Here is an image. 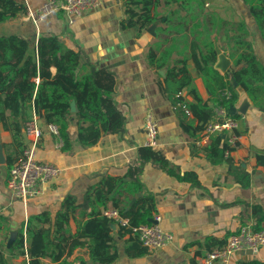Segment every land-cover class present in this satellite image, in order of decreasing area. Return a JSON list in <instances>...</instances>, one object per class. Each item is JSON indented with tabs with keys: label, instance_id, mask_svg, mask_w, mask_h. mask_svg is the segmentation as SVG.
Instances as JSON below:
<instances>
[{
	"label": "crops",
	"instance_id": "0c3cea01",
	"mask_svg": "<svg viewBox=\"0 0 264 264\" xmlns=\"http://www.w3.org/2000/svg\"><path fill=\"white\" fill-rule=\"evenodd\" d=\"M12 1L24 6L26 14L16 21L0 24V36L20 35L26 38L29 53L33 56L36 55L41 36H57L65 46L81 53L82 64L90 63L112 73L116 78L115 100L125 117V127L121 134H104L97 144L83 146L77 138L76 106L68 129L73 148L64 152L59 138L42 123L43 135L37 159L57 165L62 174L44 183L39 194L24 206L12 197L7 188V161L11 151H7L4 145L12 144L13 139L0 123V145L6 158V163L0 165V243L4 242L7 246L13 232L25 231L31 216L47 212L54 219L68 196H73L77 205H86L88 197L97 201L93 191L102 181L125 178L139 157V148L145 146V119L148 113L153 114L158 125V141L153 150L163 155L167 166L163 168L151 162L145 164L140 174L142 191L135 196L122 192L120 199L130 197L126 207L129 210L139 198L151 196L156 206L152 220L155 222L159 218L157 223L174 236V242L157 251L133 257L129 251L136 250L130 236H119L120 227L112 223L119 255L112 264H200L209 252L223 247L241 226L255 227L257 218L254 210L264 212V164L258 161L259 157L264 156L262 108L254 106L240 90L236 107L239 108L244 101H248L249 107L246 114H239L241 138L238 148L232 151L228 159L223 156L222 161L214 163L204 151L209 143L195 145L200 131L195 135L193 131L186 133L171 100L162 91L167 68L178 56L174 55L161 70L153 66L149 59L150 51L158 49V44L165 38L164 35L158 36V24L154 34L148 32L149 28L142 32L135 28L123 30L125 1L102 0L96 9L77 18L73 24L63 13H56L35 25L27 19V13L38 11L48 0ZM163 21L165 17L160 16L158 23ZM165 47L163 45L161 51L158 50V57ZM188 69L200 97L211 105V95L202 78L197 76L191 60ZM52 73H56L55 68H52ZM180 95L187 105L195 101L190 88L184 89ZM185 109L186 121H192L197 128L199 122L188 106ZM115 191L117 189L112 196ZM95 209L102 214L114 210L106 209L97 202L88 209L79 208L70 221L73 234L79 232L88 220L87 214ZM82 214L86 218L81 219ZM261 227L264 228V222ZM6 257L11 264L28 263L29 259L27 256H11L8 246ZM75 257H83L88 264H93L85 250L76 251L71 260L74 261ZM252 260L264 262V247L253 256L234 254L227 264ZM41 263L58 264L47 256L41 259Z\"/></svg>",
	"mask_w": 264,
	"mask_h": 264
},
{
	"label": "trees",
	"instance_id": "16d2710c",
	"mask_svg": "<svg viewBox=\"0 0 264 264\" xmlns=\"http://www.w3.org/2000/svg\"><path fill=\"white\" fill-rule=\"evenodd\" d=\"M124 1L126 18L122 22L123 30L135 28L142 32L158 24V36H165L158 49L150 51L149 59L153 66L161 70L174 55L178 56L167 68L162 91L171 100L186 133L193 131L195 135L202 131L203 125L213 117L214 108L223 107L228 112L231 106H236L240 90L254 106L264 110V0H238L247 8L253 20V30L244 19L233 23L223 19L215 10L208 9L216 0ZM161 5L168 11L164 16L165 21L158 23ZM24 14V6L12 0H0V24L16 21ZM222 36L226 37L231 49L221 45ZM215 43L232 61L231 72L238 87L234 86L229 74H222L215 68L218 60ZM163 45L166 46L165 50L158 57V50L161 51ZM36 50L35 56L30 55L29 43L20 35L0 36V123L13 139L12 144L4 145L7 151H11L7 161L9 172L26 148L22 134L33 113L41 118L44 125L59 127L64 152L73 148L68 133L74 116L71 111L73 103L77 106V138L83 146L97 144L104 134H121L125 127V117L115 100L116 78L112 73L90 63L82 64L81 53L65 46L57 36H41ZM190 60L211 95V105L202 100L193 85L194 77L188 69ZM52 68L56 69L55 74ZM186 88H190L195 100L189 105L180 95ZM187 106L199 122L197 128L192 121H186ZM230 117L241 118L240 115ZM227 149L226 138L220 135L214 137L204 151L211 161L217 163L223 160ZM258 161L264 164V156L259 157ZM150 162L163 168L167 166L160 152L143 146L139 148V157L125 178L105 179L93 191L97 201L88 197L86 205H77L76 199L68 196L54 219L47 212L31 216L26 230L15 231L8 239L11 256H27L28 263L23 264H42L41 259L45 256L58 264H88L83 257L71 260L76 251L85 250L93 264L114 263L119 255L113 236V221L95 209L87 214L88 220L79 232L73 234L70 230L71 218L79 208L84 207L85 210L97 202L106 209L118 210L129 219L131 226L150 225L156 211L151 196L139 198L129 210L126 207L130 197L120 199L122 192L135 196L142 191L140 174L143 166ZM115 189L117 191L112 196ZM254 215L257 221L253 229L264 230L261 227L264 212L255 209ZM84 218L86 216L82 214L81 219ZM118 234L130 236L136 250L129 251L133 257L148 252L130 231L120 228ZM7 246L4 242L0 243V264H11L6 257ZM238 264L264 262L252 260Z\"/></svg>",
	"mask_w": 264,
	"mask_h": 264
},
{
	"label": "built area",
	"instance_id": "2783aa9c",
	"mask_svg": "<svg viewBox=\"0 0 264 264\" xmlns=\"http://www.w3.org/2000/svg\"><path fill=\"white\" fill-rule=\"evenodd\" d=\"M102 0H48L38 11L28 12L27 19L35 25L44 21L49 15L63 13L70 24L77 18L96 9ZM227 93V92H226ZM41 118L33 113L24 127L28 145L23 150L21 158L10 170L7 177V188L13 198L21 201L27 206L30 200L37 196L41 186L58 178L62 170L54 164L41 162L37 159L39 143L43 135ZM47 130L59 138V127L54 124L46 125ZM241 122L228 115L223 107L214 108V115L203 125L195 145L209 143L214 137L225 135L229 149L224 153L225 158H229L232 151L238 148L241 138ZM145 147L154 148L158 141V125L152 113H148L145 119ZM60 140V138H59ZM0 209V215H1ZM103 216L113 221L120 228L130 231L137 236L141 245L148 251L154 252L162 249L174 242V236L164 231L156 218L150 225L131 226L129 219L121 215L118 210L105 211ZM264 247V230L255 231L251 225L241 226L236 233L231 235L226 244L212 250L200 261V264H227L230 257L242 251H252L257 254L260 248Z\"/></svg>",
	"mask_w": 264,
	"mask_h": 264
},
{
	"label": "water",
	"instance_id": "95a60500",
	"mask_svg": "<svg viewBox=\"0 0 264 264\" xmlns=\"http://www.w3.org/2000/svg\"><path fill=\"white\" fill-rule=\"evenodd\" d=\"M157 24L152 25L149 29L148 32L149 33H153L154 34V29L156 28ZM215 50L218 54V62L215 65V68L217 70H219L220 72H222L223 74L227 73L230 75L231 81L234 84L235 87H238V83L235 79L234 74L231 72V66H232V62L230 60V58H228V56L226 54L223 53V51L221 50V48L219 47L218 43H215ZM249 107V103L248 101H244L242 103V105L237 108L236 106H231L228 110V114L230 116H236V115H244L247 112V109ZM76 111V104L73 103L72 104V112ZM23 139H24V143L27 146L28 145V139H27V135L26 132L23 130ZM6 163V158L4 156V152H3V146L0 145V165H4ZM135 202V199L132 201V204ZM152 223H154V220H151ZM115 225L113 224V227ZM239 255L242 256H253L255 254L252 253V251H242L238 253Z\"/></svg>",
	"mask_w": 264,
	"mask_h": 264
},
{
	"label": "rangeland",
	"instance_id": "374dc122",
	"mask_svg": "<svg viewBox=\"0 0 264 264\" xmlns=\"http://www.w3.org/2000/svg\"><path fill=\"white\" fill-rule=\"evenodd\" d=\"M208 9L215 10L221 17H223V19L233 21V23H239L244 19L250 30H253V20L250 17L247 8L238 0H216V2L210 5ZM159 11L160 16H166V11L168 10L161 5ZM222 38L221 45L231 49L232 46L226 42V37L222 36Z\"/></svg>",
	"mask_w": 264,
	"mask_h": 264
}]
</instances>
